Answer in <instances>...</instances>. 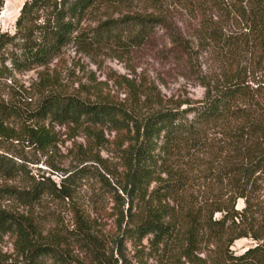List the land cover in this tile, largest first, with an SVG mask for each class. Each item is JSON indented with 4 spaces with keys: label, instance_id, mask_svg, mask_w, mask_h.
Wrapping results in <instances>:
<instances>
[{
    "label": "rangeland",
    "instance_id": "1",
    "mask_svg": "<svg viewBox=\"0 0 264 264\" xmlns=\"http://www.w3.org/2000/svg\"><path fill=\"white\" fill-rule=\"evenodd\" d=\"M25 1L3 0L1 30H15ZM242 4L246 2L101 0L81 21L84 35L79 42L66 46L49 66L16 73L0 85V153L25 169L12 178L0 174L1 258L23 259L20 228L28 237L27 245L55 247L65 264H98L99 256L104 264H139V259L143 264H192L186 258L172 257L168 247L151 246L148 238L139 242L122 234L131 219V204L124 188L125 160L115 132L108 127L92 129L39 119L36 110L52 90L84 99L123 101L129 97L131 81L156 87L168 107L194 104L204 98L203 81L215 80L222 64L220 55L205 39L206 28L237 26L234 11ZM127 15L153 16L159 24L141 44H135V32L130 30L98 31L104 21ZM144 99L135 97L129 106L144 113ZM45 132L49 138L46 143L41 137ZM206 133L211 137L212 131ZM214 157L207 141L202 148L192 149L169 164L171 174L160 173V183L176 180L183 184L186 199L182 202V192L176 194L179 207L185 201L210 213L214 201L220 197L223 202L227 200L226 186L211 178L209 163ZM73 173L72 194L64 198L46 193L39 202L24 205L5 195L9 187L29 188L31 182L43 177L60 183ZM171 203L176 202L171 198ZM244 206L243 199L236 201L237 209ZM133 212L138 218L136 207ZM122 215H126L125 221ZM226 241L206 236L193 256L202 260L195 264H218L227 251L240 254L256 244L251 237L236 239L229 247ZM45 262L60 264L51 256Z\"/></svg>",
    "mask_w": 264,
    "mask_h": 264
},
{
    "label": "trees",
    "instance_id": "2",
    "mask_svg": "<svg viewBox=\"0 0 264 264\" xmlns=\"http://www.w3.org/2000/svg\"><path fill=\"white\" fill-rule=\"evenodd\" d=\"M100 1L26 0L15 30L0 29V85L16 73L49 66L66 46L79 42L84 35L81 21ZM239 1L246 5L234 11L237 26L206 28L205 39L220 55L222 64L215 80L203 81L204 98L194 104L168 107L156 87L131 81L129 97L123 101L84 99L52 90L36 110L39 119L92 129L108 127L115 132L125 160L124 188L131 204V219L122 234L139 242L148 238L151 246L168 247L172 257L186 258L192 264L202 260L193 256L206 236L227 240L228 247L242 237L256 241L240 254L227 251L218 264H264V0ZM158 24L159 19L153 16L127 15L104 21L98 31L130 30L135 32V44H141ZM141 96L147 109L144 113L129 106ZM207 130L212 131L211 137ZM41 137L45 143L49 140L47 132ZM207 141L215 155L209 163L211 178L226 186L228 195L224 202L221 197L214 201L210 213L185 201L179 207L176 194L182 192L180 199H186L179 181L160 183V173H172L169 164L192 149L202 148ZM24 170L0 153L1 175L12 178ZM153 182L158 185L152 187ZM74 183L75 174L60 183L43 177L31 182L29 188L9 187L5 195L33 205L46 193L70 196ZM171 198L176 203H171ZM238 199L245 202L242 209L236 208ZM135 207L140 212L138 218ZM216 212L221 216L215 217ZM122 217L125 221L126 215ZM17 231L24 242L23 259L0 257V264H47V256L65 264L59 249L44 243L27 245L26 233L20 228ZM97 262L104 264L100 256ZM138 262L143 264L142 259Z\"/></svg>",
    "mask_w": 264,
    "mask_h": 264
}]
</instances>
